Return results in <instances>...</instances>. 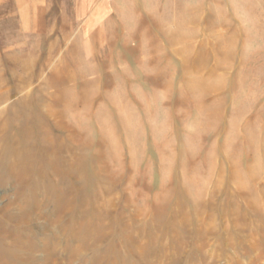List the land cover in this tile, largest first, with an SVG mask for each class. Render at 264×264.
<instances>
[{
  "label": "rangeland",
  "instance_id": "obj_1",
  "mask_svg": "<svg viewBox=\"0 0 264 264\" xmlns=\"http://www.w3.org/2000/svg\"><path fill=\"white\" fill-rule=\"evenodd\" d=\"M53 2L0 0V264H264V0Z\"/></svg>",
  "mask_w": 264,
  "mask_h": 264
},
{
  "label": "crops",
  "instance_id": "obj_2",
  "mask_svg": "<svg viewBox=\"0 0 264 264\" xmlns=\"http://www.w3.org/2000/svg\"><path fill=\"white\" fill-rule=\"evenodd\" d=\"M73 7H102L107 0H69ZM15 7H21L22 19L25 21L24 26H30L26 22L31 19L28 13L38 11L39 7H53V0H14ZM22 25V24H21Z\"/></svg>",
  "mask_w": 264,
  "mask_h": 264
}]
</instances>
